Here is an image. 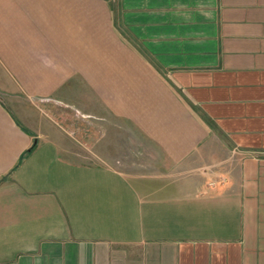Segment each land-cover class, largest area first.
Segmentation results:
<instances>
[{
    "label": "crops",
    "instance_id": "1",
    "mask_svg": "<svg viewBox=\"0 0 264 264\" xmlns=\"http://www.w3.org/2000/svg\"><path fill=\"white\" fill-rule=\"evenodd\" d=\"M61 106L167 170L70 161ZM0 264H264V0H0Z\"/></svg>",
    "mask_w": 264,
    "mask_h": 264
},
{
    "label": "rangeland",
    "instance_id": "2",
    "mask_svg": "<svg viewBox=\"0 0 264 264\" xmlns=\"http://www.w3.org/2000/svg\"><path fill=\"white\" fill-rule=\"evenodd\" d=\"M55 126L61 132L63 155L90 165H114L129 173L161 172L167 166L161 152L132 126L110 118L81 117L73 106H61ZM90 109L89 105L84 107Z\"/></svg>",
    "mask_w": 264,
    "mask_h": 264
}]
</instances>
